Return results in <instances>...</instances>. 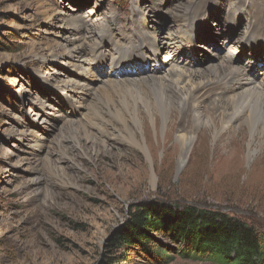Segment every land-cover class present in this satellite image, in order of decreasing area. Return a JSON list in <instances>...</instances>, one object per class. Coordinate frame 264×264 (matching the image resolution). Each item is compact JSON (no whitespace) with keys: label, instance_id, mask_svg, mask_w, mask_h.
<instances>
[{"label":"rangeland","instance_id":"1","mask_svg":"<svg viewBox=\"0 0 264 264\" xmlns=\"http://www.w3.org/2000/svg\"><path fill=\"white\" fill-rule=\"evenodd\" d=\"M42 2L55 12L54 18L39 12L38 0H0V264H100L109 256L114 235L126 229L134 208L142 203L224 213L264 235V160H259L264 135L256 139L252 154L245 140L240 166H211L210 137L180 170L175 130L162 118H147L156 153L151 154L145 138L147 153L114 140L109 142L113 149L89 142L82 150L72 148V160L56 166L65 169L67 186L49 185L51 194L44 196L47 186L31 183L40 178L34 169H45L55 160L54 149L71 123L86 124L95 107L91 96L103 79L164 76L172 63L183 71L208 74L227 59L246 68L250 78H264V36L250 29L260 22L257 14L264 0ZM188 6L194 11L188 21L177 17ZM74 20L108 30L99 38L105 59L94 66L82 58L85 68H94L89 76L70 65L67 56L39 58L80 43L77 39L86 33L70 32ZM66 37L73 41L68 43ZM124 46L138 47L149 58L137 55L111 73L110 56ZM68 82L86 84L85 92L65 91L62 85ZM214 97L204 105L212 104ZM93 146L103 151L95 162L90 159ZM153 175L154 189L149 182ZM154 239L172 258L168 264H217L177 254L180 245L163 235ZM156 243L149 245L152 252ZM122 252L114 258L117 263ZM126 255L122 264H159L140 248Z\"/></svg>","mask_w":264,"mask_h":264},{"label":"bare ground","instance_id":"2","mask_svg":"<svg viewBox=\"0 0 264 264\" xmlns=\"http://www.w3.org/2000/svg\"><path fill=\"white\" fill-rule=\"evenodd\" d=\"M38 2L39 12L49 20L54 18L55 12L42 0ZM189 6L177 17L188 21V16L193 11V8L189 9ZM257 16L260 22L250 26L251 32L260 31L264 36V9L259 11ZM69 26L70 32L84 31L86 36L83 35L82 39L79 37L77 42L80 43L72 49H68V46L61 47L63 52L51 51L46 57L39 58L46 61L49 56L55 59L67 56L70 58V65L83 71L82 73L86 76L92 75L94 68L92 69L91 65L85 68L82 58L86 57V61L94 66L105 59V56L102 57V51L105 48L99 38L108 30H105L106 27L103 25L91 26L83 22L77 24L75 20ZM251 34H248V39L252 38ZM67 41L71 43L73 40L67 38ZM129 45L128 42L126 46ZM114 51L110 56L112 58L110 64H114L111 73L120 64L133 62L137 55L145 57L146 61L149 58L148 55L144 56L138 47L133 50L120 47ZM176 65L172 63L168 74L164 76L147 74L142 76L143 78L135 79L136 76H134L129 80L121 81H116L112 77L103 79L96 93L93 96L90 95L91 100H94V105H91L95 107L91 115L88 118L85 117L86 124L77 126L71 123L67 134L58 141L54 149L55 160H50L49 166L45 169H34L40 178L37 176L31 183L47 186L48 190L42 191L44 196L51 194L49 185L67 186L68 182L66 183L62 174L65 169L56 166L72 160L69 156L72 148L81 149L89 142L95 146L105 145L113 149L115 147L109 142L114 140L119 144L128 145L131 149L147 153L148 148L143 144L145 138L147 143H150L151 154L156 153L158 148L151 145L149 140L147 118L153 120L162 118L166 126L175 130L180 142L179 169L191 155L198 154L210 137L213 140L211 166H240L245 140L249 139L248 152L252 154L256 139L264 135V78L261 80L250 78L246 68H241L235 62L232 63L230 59L222 60L219 65L211 67L208 74H205V71L197 73L190 69L183 71ZM86 87V84L74 82L62 85L65 91L76 88L84 91ZM212 96L217 98L214 97L212 104L204 105ZM118 125H121V128H118ZM165 143H167L166 140ZM92 148L90 159L95 162L99 160L103 151L98 150L99 147ZM108 152L110 150L105 151V153ZM195 157L198 160L197 156ZM195 157L191 158V160L194 159V164ZM259 160H264V152ZM141 170L143 173L141 172L140 175L146 177V172ZM149 179L154 189L156 178L153 175Z\"/></svg>","mask_w":264,"mask_h":264},{"label":"trees","instance_id":"3","mask_svg":"<svg viewBox=\"0 0 264 264\" xmlns=\"http://www.w3.org/2000/svg\"><path fill=\"white\" fill-rule=\"evenodd\" d=\"M158 235L180 245L177 254L186 253L191 258L217 264H264V235L247 222L191 206L178 211L148 203L134 208L126 229L114 235L109 256L100 264H122L127 258L126 252L137 248L148 256H155L159 264H168L172 258L156 243L154 236ZM152 242L156 243L154 252L149 249ZM118 244L121 250L117 251ZM121 251L125 254L122 252L121 261L117 263L114 258Z\"/></svg>","mask_w":264,"mask_h":264},{"label":"water","instance_id":"4","mask_svg":"<svg viewBox=\"0 0 264 264\" xmlns=\"http://www.w3.org/2000/svg\"><path fill=\"white\" fill-rule=\"evenodd\" d=\"M182 167H180V170H181Z\"/></svg>","mask_w":264,"mask_h":264}]
</instances>
